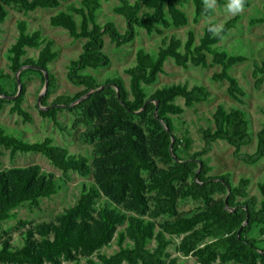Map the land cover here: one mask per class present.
Returning <instances> with one entry per match:
<instances>
[{
  "label": "trees",
  "instance_id": "trees-1",
  "mask_svg": "<svg viewBox=\"0 0 264 264\" xmlns=\"http://www.w3.org/2000/svg\"><path fill=\"white\" fill-rule=\"evenodd\" d=\"M65 1L0 0V45L8 8L29 13L59 8ZM118 1L115 12L126 19L124 33L113 22L97 21L101 0H81L80 6L72 4L50 18L53 27L64 28L75 40H85L82 52L68 66L69 81L82 90L74 95H59L51 102L57 78L50 64L59 56L54 50L55 42L38 30L30 32L25 19L17 23L18 37L8 56L12 74L0 69V95L4 96L0 97V108L11 103V113L32 122L25 107L27 80L39 75L45 86L46 69L49 85L37 105L40 115L65 130L59 114L64 110L78 113L75 125H86L82 136L94 143L95 149L91 161L88 155L71 153L53 136L29 142L0 128V147L12 156L39 153L62 172L57 178L39 164L1 170L0 225L11 219H18L22 227L28 225V221L18 218L16 210L26 204L31 209L39 208L43 199L63 189L72 173L93 180L82 183L75 205L55 222L44 221L26 228L19 245L0 236V264H83L84 259L86 264H181L179 257L169 251L175 237L181 239L177 250L183 256H192L194 264H264V182L258 184V195H250L249 178L235 185L229 172L212 175L214 167L202 157L221 140L234 148L237 160L248 165L260 163L264 159V123L257 134L256 150L243 152L242 148L253 142L248 112L241 107L227 109L219 105L209 124L199 129L202 149L191 153L193 139L188 128H181L184 122L179 124V117L186 108L209 101L210 91L204 85L189 87L180 83L156 89L150 95L145 89L165 73L169 58L183 68L191 64L207 68L211 55L212 63L221 66L212 78L227 81L229 95L244 102L246 91L230 70L247 58L230 54L220 46L239 16L226 21L220 29L207 23L198 42L195 33L189 31L186 41L165 36L155 55L139 49L136 63L126 69L129 86L119 77L99 83L87 70L110 65L111 58L104 51L106 34L120 48L134 41L139 29L162 35L164 29L186 26L190 20L178 5L179 0ZM192 1L197 18L214 12L206 0ZM216 1L224 4L223 0ZM253 1L243 0V8ZM75 15L80 17V23ZM251 24H264V15L252 18ZM210 28L217 34L213 35ZM30 49L39 50L38 55L28 56ZM17 73L22 82L20 90ZM254 76L259 89L264 84V62L255 66ZM178 98L184 99L185 107L177 103ZM102 198L105 201L99 204ZM185 200L199 206L179 211ZM98 208L92 223V229L98 231L91 235L76 221ZM115 239L118 250L110 255L99 253L98 260L93 257Z\"/></svg>",
  "mask_w": 264,
  "mask_h": 264
},
{
  "label": "rangeland",
  "instance_id": "rangeland-1",
  "mask_svg": "<svg viewBox=\"0 0 264 264\" xmlns=\"http://www.w3.org/2000/svg\"><path fill=\"white\" fill-rule=\"evenodd\" d=\"M102 7L97 13V21L100 24L113 22L118 30L124 33L127 30V22L124 16L115 12V7L119 4L118 0H101ZM134 2L135 0H131ZM207 4L212 6L214 12L207 17H196L195 6L192 0H179L178 5L188 13L189 24L183 27L164 29V34L158 33L148 34L146 30L139 29L138 35L134 41L118 48L109 37L105 35L104 51L110 56L111 63L109 66L99 68L97 70L88 69L98 79L99 83H104L109 78L119 77L124 83L129 86L130 76L126 69L136 63L137 52L139 49H145L147 52L155 55L163 44L165 36H176L182 41H186L189 31H193L199 38L204 33V28L207 23H213L216 29H220L223 24L239 16L236 26L231 29L229 34L220 43L222 49L230 52V54L246 56V60L235 65L230 73L238 78L240 84L246 91L244 102H239L233 99L228 93L227 81H216L212 76L221 71V66L212 63V56L209 55V67L190 65L188 68L178 66L174 59L169 58L164 66L165 73L160 74L158 81L153 85L145 87L150 95L156 89H162L173 84H187L189 87L193 85H204L210 91V99L207 102L197 104L193 108H186L184 114L179 118V124L183 130L188 128L190 136L193 139V147L191 153L199 151L203 147V140L199 132L200 127H205L212 120V116L219 105H223L227 109L231 107H241L248 112L250 118V126L253 133V142L242 148L243 152L253 153L257 147V134L263 127L264 123V84L258 89L255 87L256 78L254 69L256 65H261L264 62V24H251L252 18L262 17L264 15V0H255L251 6L243 8L242 11L232 12L228 5L230 0H223L224 4L220 5L216 0H206ZM75 4L80 6L81 0H67L62 3L59 8L54 9H37L29 13L19 12L13 8H8L9 15L6 21L2 24L3 34L0 45V69L3 72L12 74L9 68V48L18 37L17 23L19 20L25 19L29 25V31H40L44 37L53 39L54 50L58 51L59 56L50 64V71L57 78V85L54 93L49 101L59 95L68 94L74 95L82 90V87L73 85L68 79V66L70 62L77 59L82 52L84 39L75 40L68 31L61 27H53L50 24V18L56 15L60 10H67L70 5ZM78 23L81 19L75 15ZM39 50L30 49L28 56L35 57ZM28 91L27 100L25 102L26 109L31 113L32 122H25L21 116L10 112L11 103H6L3 108H0V128L14 134L29 142L40 141L46 136H53L58 144L67 146L71 153L84 154L93 160L95 144L84 139L82 133L86 130V125L77 124L79 116L76 112L64 110L59 114V121L66 128L60 130L55 123L49 118H43L38 106L39 97L44 92V85L39 75H32L27 80ZM177 103L185 107L184 99L178 98ZM181 134V133H180ZM234 148L225 141H218L215 144L214 150L202 156L207 158L209 163L214 167L212 175H220L229 172L232 177V182L237 185L242 178H249V194L258 195V184L264 182V159L256 165H248L237 160L234 155ZM32 164L41 165L43 170L54 172L57 178L62 176V172L55 168L45 156L39 153L17 154L12 156L10 151L0 147V171L8 170L12 167H27ZM160 166H164L160 163ZM72 179L67 182L63 189L50 199H43L40 207L31 209L28 204L16 210L19 219L29 222L28 225L22 227L18 224V219H11L0 225V236L2 239L9 238L16 245L21 243V234L30 226L49 221L55 222L64 211L77 202L81 185L83 182L92 181V177L84 178L77 173L71 174ZM105 199L102 198L99 204H102ZM98 204V207H99ZM197 202L185 200L180 203L179 211H190L198 207ZM99 208L90 216L78 218L76 223L84 225L91 235H95L98 229H92L93 218L97 217ZM123 228L120 227L119 229ZM253 235H256L254 232ZM258 238H262L259 235ZM173 243L169 247L172 256H178L181 264H194L195 260L192 256H183L177 250V245L180 243V238H173ZM153 246V244H152ZM119 249L116 239L102 250L95 253L93 257L98 260L99 253L108 255ZM67 264V262H63ZM83 264H86L85 259ZM236 264V263H228Z\"/></svg>",
  "mask_w": 264,
  "mask_h": 264
},
{
  "label": "clouds",
  "instance_id": "clouds-1",
  "mask_svg": "<svg viewBox=\"0 0 264 264\" xmlns=\"http://www.w3.org/2000/svg\"><path fill=\"white\" fill-rule=\"evenodd\" d=\"M229 9L232 12H239L242 11L243 9V0H230V3L228 5ZM209 31H211L213 33V35L217 34V31L214 29H209Z\"/></svg>",
  "mask_w": 264,
  "mask_h": 264
},
{
  "label": "water",
  "instance_id": "water-1",
  "mask_svg": "<svg viewBox=\"0 0 264 264\" xmlns=\"http://www.w3.org/2000/svg\"><path fill=\"white\" fill-rule=\"evenodd\" d=\"M44 74H45V86H44V92L40 95L38 102L40 103L41 97L47 92L48 90V85H49V74L46 69H44ZM17 81L19 84V90L21 89L22 82L19 78V73H17ZM0 97H4L3 95H0ZM202 165V161H200V166Z\"/></svg>",
  "mask_w": 264,
  "mask_h": 264
}]
</instances>
